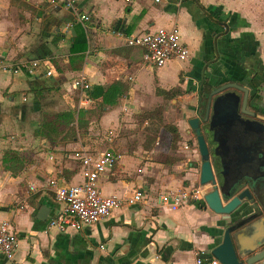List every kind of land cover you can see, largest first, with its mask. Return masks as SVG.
<instances>
[{"label":"crops","instance_id":"obj_1","mask_svg":"<svg viewBox=\"0 0 264 264\" xmlns=\"http://www.w3.org/2000/svg\"><path fill=\"white\" fill-rule=\"evenodd\" d=\"M70 1L74 5L0 0V220H8L17 237L12 257L0 253V264H193L197 254L219 242L224 222L201 200L210 185L199 186L200 156L197 149L188 151L184 139L192 132L183 119L175 123V152L153 158L161 135L170 148L165 130L154 144L123 141L118 160L99 176L103 195L126 200L140 193V200L122 203L96 223L65 230L49 225L64 207L56 188L81 182L77 152L102 151L79 135L69 139L71 128L59 127L67 122H50L55 114L70 113L80 127L87 124V135L130 128L136 112L160 101L195 112L201 82L212 89L227 82L254 84L258 91L248 107L264 115V0ZM77 13L89 16L85 27ZM172 26L189 56L161 67L147 64L143 50L126 45L122 36ZM31 59L39 60L36 74L22 67ZM80 76L88 88L75 86ZM114 83L122 94L113 104L89 97L94 86ZM150 112L142 110V120ZM8 151L19 160L16 174L6 166ZM183 189L197 190L196 198L176 210L158 204L162 193ZM261 216L253 224L264 233Z\"/></svg>","mask_w":264,"mask_h":264},{"label":"water","instance_id":"obj_2","mask_svg":"<svg viewBox=\"0 0 264 264\" xmlns=\"http://www.w3.org/2000/svg\"><path fill=\"white\" fill-rule=\"evenodd\" d=\"M254 88L257 92V86L248 88L236 82L217 86L210 90L204 117L188 119L201 159L199 186L210 185L201 200L213 213L222 216L224 222L219 242L204 253L214 256L221 264H264V233L256 231L253 224L260 215L255 211V198L257 188L264 189V174L229 184L226 174L232 161L221 154L228 150L230 139L243 131L258 138L262 148L257 150L258 146H254V153L257 158L264 156V115L248 109L249 90ZM205 123L212 136L209 143L202 134Z\"/></svg>","mask_w":264,"mask_h":264},{"label":"built area","instance_id":"obj_3","mask_svg":"<svg viewBox=\"0 0 264 264\" xmlns=\"http://www.w3.org/2000/svg\"><path fill=\"white\" fill-rule=\"evenodd\" d=\"M67 1L74 5L72 1ZM153 1L159 3L162 0ZM76 20L85 27L89 16L77 13ZM122 36L126 45L140 47L143 50V60L155 67H161L172 60L185 61L189 56V49L182 42L177 26L159 27L134 35ZM22 67L29 74H36L39 60L31 59L23 63ZM46 75H51V71H46ZM74 84L81 89H86L89 86L83 76L75 79ZM187 147V145L184 146V148ZM118 157L119 155L112 151L92 154L82 149L77 152L76 158L81 165V182L74 185H61L56 188V196L64 203V207L50 219L49 225L56 226L60 230H65L66 227L80 229L85 225L100 221L124 202L131 204L140 200V193H136L126 200L114 195L105 196L101 193L98 187V178L118 160ZM196 192L197 190L194 189L168 191L159 195L158 204L176 210L190 200H194ZM1 210L0 202V212ZM16 246L17 237L10 222L5 219L0 220V253L6 258H11ZM193 264H221V262L212 255L197 254Z\"/></svg>","mask_w":264,"mask_h":264},{"label":"rangeland","instance_id":"obj_4","mask_svg":"<svg viewBox=\"0 0 264 264\" xmlns=\"http://www.w3.org/2000/svg\"><path fill=\"white\" fill-rule=\"evenodd\" d=\"M97 107V106H96ZM147 109L142 110H148L150 112V117L146 120H142L141 113L142 110L138 113L134 114V125L129 126L130 128L126 127L125 125L122 128H108L105 130H94V134H85V127L87 124H85L83 127L79 126V119L75 121V119L72 121V126L68 125L67 123L64 125H59L65 131L66 128H71V134L68 137L69 139L74 136H81V138H84L86 142L89 143L90 148L97 150V151H112L115 154L120 153L118 151L119 143H122L125 141L126 145H131L135 143H141L144 146L148 143L154 144L156 140V136L159 135L164 130L169 134L170 132L164 127L165 123H171L175 125L177 120L184 121V127L188 126V119L194 117L195 115L202 118L199 114V110H195V112H183L182 107L179 106L178 103H171L169 100L160 101L151 105L147 106ZM159 108V109H158ZM160 110V114L157 113ZM97 112L94 114L96 115ZM93 114V113H92ZM84 116V115H82ZM87 122V121H86ZM76 125H78L79 131L76 133ZM205 125H202V134L207 138L208 143L210 142V139H212V136L210 137V133L205 129ZM165 128V129H163ZM178 129V126H177ZM131 130V134H127L125 131ZM184 132V130H183ZM59 137V135L56 136V139ZM63 139H66V136H62ZM161 143L159 146V149H155L152 153L154 159H164L166 156L170 155V153L175 152V148L177 147V144L175 147H172L171 145V137H170V148L166 147V140H164L163 135H161ZM189 146L188 151L192 152V150L197 149V143L194 133L192 132V135L184 139ZM148 146V145H147ZM146 146V147H147ZM179 147V146H178ZM108 149V150H106ZM199 153V152H198ZM180 156V151L179 154ZM201 161V159H198ZM210 188V187H209Z\"/></svg>","mask_w":264,"mask_h":264},{"label":"flooded vegetation","instance_id":"obj_5","mask_svg":"<svg viewBox=\"0 0 264 264\" xmlns=\"http://www.w3.org/2000/svg\"><path fill=\"white\" fill-rule=\"evenodd\" d=\"M248 109L250 108L248 107ZM250 110L257 114L256 110ZM244 117L247 118L248 116L244 115ZM258 141L259 140L256 136L247 134L243 131L237 137L234 136L230 139L228 150L225 153H221L227 158V161H232V164L229 165L228 172L226 174L229 184L235 180H248L264 174V169L262 168L264 156H262V158H257V154L254 153L253 149L254 146H256V148L258 146L257 150L262 148V144L258 145ZM215 159L218 161L220 160L218 156H216ZM256 194L257 197L255 198V211L260 212V215L257 217L259 218L262 217L261 215L264 213V189L258 187Z\"/></svg>","mask_w":264,"mask_h":264},{"label":"trees","instance_id":"obj_6","mask_svg":"<svg viewBox=\"0 0 264 264\" xmlns=\"http://www.w3.org/2000/svg\"><path fill=\"white\" fill-rule=\"evenodd\" d=\"M76 34L77 36H80L82 37L83 36V39H82V42L84 43V30L82 27H78V29L76 30ZM79 59L82 58V56H77ZM81 66V63L79 65V68ZM254 85V84H253ZM119 87V84H111L107 87H102V86H94L90 92H89V97L91 99H98V98H101V101L102 103L104 104H113V102L116 101V99L118 98V96L121 93V90L118 89ZM212 88L209 87V86H206V83L205 82H201L200 86H199V89H198V108H199V114L204 117V113H205V110H206V106H207V103H208V97H209V93H210V90ZM156 93L158 94H163V95H168V92L167 91H164L162 89H158L156 88ZM256 94V89L254 88L253 90H251V93H250V98H253ZM103 108V107H102ZM101 108V109H102ZM159 109V108H158ZM160 114V110L157 112ZM72 115L70 113H60V114H55L53 119L51 120V124L54 123V124H57V123H61V122H72L73 119L71 118ZM146 117H150V113H146L144 115V118ZM49 123V124H50ZM164 127L171 133V146L174 147L175 144H176V141L178 140L179 138V133H178V129L175 125L171 124V123H165L164 124ZM7 155H8V159H7V163H6V166L9 170H11L12 174H16L19 170H20V165H19V160L18 158L16 157V154L12 151H8L7 152ZM199 254H203V253H199ZM204 255V254H203Z\"/></svg>","mask_w":264,"mask_h":264}]
</instances>
